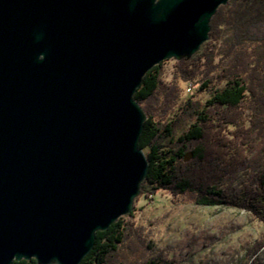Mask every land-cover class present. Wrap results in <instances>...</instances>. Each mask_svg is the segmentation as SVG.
Masks as SVG:
<instances>
[{
	"label": "water",
	"instance_id": "obj_1",
	"mask_svg": "<svg viewBox=\"0 0 264 264\" xmlns=\"http://www.w3.org/2000/svg\"><path fill=\"white\" fill-rule=\"evenodd\" d=\"M229 0H0V264H81L149 163L134 96Z\"/></svg>",
	"mask_w": 264,
	"mask_h": 264
},
{
	"label": "trees",
	"instance_id": "obj_2",
	"mask_svg": "<svg viewBox=\"0 0 264 264\" xmlns=\"http://www.w3.org/2000/svg\"><path fill=\"white\" fill-rule=\"evenodd\" d=\"M210 26L196 60L177 62L181 79L200 76L210 91L202 109L189 99L163 123L146 108L161 85V64L145 75L134 96L147 116L139 148L148 149L149 170L141 187L149 194L192 193L196 205L244 210L264 223V0L221 6ZM215 83L223 86L211 89ZM185 120L194 123L174 140ZM125 227L119 220L97 232L95 246L81 264H111L108 259L124 242ZM252 264L264 262L255 258Z\"/></svg>",
	"mask_w": 264,
	"mask_h": 264
},
{
	"label": "rangeland",
	"instance_id": "obj_3",
	"mask_svg": "<svg viewBox=\"0 0 264 264\" xmlns=\"http://www.w3.org/2000/svg\"><path fill=\"white\" fill-rule=\"evenodd\" d=\"M233 1L241 0H229L225 6L229 8ZM196 57L195 54L191 59ZM177 62L170 59L160 63L161 85L146 106L163 123L187 100L198 102L202 109L210 97L200 76L194 81L181 79ZM222 86L215 83L211 89ZM193 123L194 120L182 122L174 132V140ZM142 151L146 156L148 149ZM143 191L141 187L132 210L117 220L126 224L124 242L109 263L145 264L158 260L172 264H252L255 258L264 262V223L251 213L196 205L192 193L175 196L168 190L153 194Z\"/></svg>",
	"mask_w": 264,
	"mask_h": 264
}]
</instances>
